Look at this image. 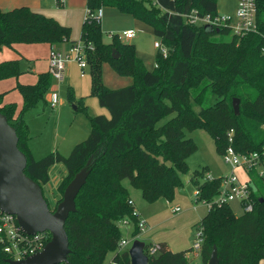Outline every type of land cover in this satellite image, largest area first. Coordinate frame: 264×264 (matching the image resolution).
Wrapping results in <instances>:
<instances>
[{
	"label": "trees",
	"instance_id": "16d2710c",
	"mask_svg": "<svg viewBox=\"0 0 264 264\" xmlns=\"http://www.w3.org/2000/svg\"><path fill=\"white\" fill-rule=\"evenodd\" d=\"M159 1L175 13L197 8L202 15H219L218 0ZM147 4L148 0H87L91 10L113 7L151 27L168 49V56L157 51L155 67L149 70L135 45L117 36L106 44L101 23L84 20L81 41L92 45L86 50L91 95L110 117H91L88 137L75 145L68 157L55 150L36 159L29 147L31 133L24 114L45 101L53 84L49 72L41 73L35 84L16 85L14 89L23 99L19 110L15 103L4 104V94L0 93V113L16 129L19 149L27 157L25 173L42 188L50 180V168L63 164L66 176L58 187L63 195L91 159L90 175L76 198L77 210L65 225L70 248L65 264H104L110 253L117 264H131L128 250L119 247L123 239L119 223L131 221L136 238L140 218L134 215L137 209L130 204L125 180L152 204L159 199L171 201L175 189L183 185L182 177L189 175L188 182L199 191L197 202L213 201L221 178L200 182L206 168L190 172L187 159L198 146L187 138V131L208 132L220 155L229 146L232 129L233 146L239 153L257 151L264 145V0H256L257 31L246 34H235L230 26L207 32L204 26L186 24L180 15L163 13ZM70 39L69 26L28 7L0 10V52L16 44L55 45ZM114 49L118 58L113 57ZM20 60L0 63V81L22 74ZM106 63L119 76L131 77L133 83L108 88L103 80ZM68 98L77 103L78 110L84 109V101L76 100L71 88ZM236 98L240 101L238 114L233 109ZM164 119L168 120L160 125ZM254 186L253 211L237 216L230 205L215 204L197 223L204 232L199 255L203 264L209 263L214 247L218 264H264V180L256 178ZM45 235L47 243L51 234ZM158 246L149 264H189L191 248L175 252L166 242ZM8 259L0 247V264H8Z\"/></svg>",
	"mask_w": 264,
	"mask_h": 264
},
{
	"label": "rangeland",
	"instance_id": "374dc122",
	"mask_svg": "<svg viewBox=\"0 0 264 264\" xmlns=\"http://www.w3.org/2000/svg\"><path fill=\"white\" fill-rule=\"evenodd\" d=\"M61 2V5L58 6L55 1L52 9L47 14L61 22L62 25L71 28L70 41L56 44L55 47V50L65 51L67 55L72 56L70 61L66 63V76L64 81L61 82L53 77V84L45 96V101L38 103L33 109L25 113L26 119L30 122L32 141H41L43 143L47 141L49 144L55 141L58 145L55 149L46 150L41 154L36 153V158L38 159L43 158L52 150H58L61 155L68 157L74 146L88 137L91 129V117L97 115L110 117L109 111L99 105L97 97L91 95V70L89 66L85 68V76L81 77L82 70L75 58V53L72 52L71 42L73 40H81L87 3L82 0H61ZM236 5L237 0H218V13L221 16H233L235 19ZM100 23L103 31V41L106 44L111 43V34H121L128 29L134 30L136 33L135 37L126 40V42L135 45L137 55L144 59L150 69L155 67V55L158 50L155 48L154 43L157 38L151 27L129 14L121 13L113 7H104V14ZM46 48V45L40 44L16 46L18 51L22 54L24 53L28 59L33 60L32 64L34 65V70L37 69L36 72L50 70L47 58L50 49L49 47ZM7 52H11L14 58L20 56V53L11 49H8ZM27 64H30L29 61L24 59L20 65H22L24 70H27L29 69ZM26 76L31 77L32 74H27ZM103 78L105 85L110 89H118L127 85L117 82V78L130 80L119 77L109 64H104L103 66ZM69 88L74 92L76 100L82 99L84 101V109L78 110L74 108L77 103L69 100ZM167 120H162L160 125ZM186 136L198 146L197 151L187 159L190 172L206 168L205 176L199 179L200 182H203L208 176L218 178L230 174L231 168L224 163L214 139L208 132L197 129L192 132L187 131ZM188 179L189 175L182 177L183 185L175 189V194L171 201L159 199L152 204L146 202L141 192L133 188L128 180H125L123 183L136 201L141 211V218L147 222V225L136 238H133L134 224L126 219L125 221L128 222H122L120 226L123 238L127 240L138 239L149 246L167 242L172 251L175 252L188 250L195 239L197 222L208 211L206 203L203 201L197 202L195 186L188 182ZM59 197L60 200L62 195ZM46 198L49 201L50 208L55 209L57 202H52L47 193ZM231 207L235 215L243 214L238 203H231ZM177 208H179V211H176ZM129 247L123 249H128ZM113 256L114 253L108 254L104 264H110ZM187 257L189 264H203L201 258L195 256L193 252H189Z\"/></svg>",
	"mask_w": 264,
	"mask_h": 264
},
{
	"label": "built area",
	"instance_id": "2783aa9c",
	"mask_svg": "<svg viewBox=\"0 0 264 264\" xmlns=\"http://www.w3.org/2000/svg\"><path fill=\"white\" fill-rule=\"evenodd\" d=\"M148 6L160 9L163 13L180 15L184 22L195 26H212L220 29L224 26H230L235 34H246L257 31L256 23V0H238L235 19L233 16H212L211 14L202 15L197 8L191 9L186 13H175L163 7L159 0H148ZM104 14V7L91 10L87 8L85 19L96 20L101 22ZM84 19V20H85ZM136 33L132 29L123 31L121 34H111V37L117 36L122 42L133 39ZM155 48L160 51L163 57L167 58L168 49L162 45L157 38L154 43ZM72 52L75 53V58L82 70L81 77L85 76V68L88 66L86 59L87 47H92L91 44L86 45L83 41L72 43ZM71 55H67L65 51L60 52L53 49L49 56L50 74L58 81H63L66 75V63L70 61ZM229 146L221 155L224 163L231 168L229 175L221 176V186L218 194L213 201L206 202L207 208L210 209L213 205H230L231 203H238L239 208L243 213L253 211L254 204L252 193L255 190L254 181L256 178L264 180V145L257 151L246 154L239 153L233 146L234 130L228 133ZM208 180H213L212 176L207 177ZM199 197V191H196ZM133 204V201H130ZM179 211V208L176 209ZM134 215L139 216L137 210ZM128 220V219H127ZM127 223L128 221L123 220ZM119 225L121 226V223ZM146 227V222L139 220L140 232ZM45 233H37L35 235H28L20 227L15 215L3 212L0 210V247L11 260H22L28 256L36 254L41 251L46 244ZM133 240L122 239L119 247L120 249L131 246ZM204 243V232L202 227H197L195 239L192 243L191 250L195 256H199ZM159 246L146 245V254L154 256L158 253ZM110 264H117L111 261Z\"/></svg>",
	"mask_w": 264,
	"mask_h": 264
},
{
	"label": "water",
	"instance_id": "95a60500",
	"mask_svg": "<svg viewBox=\"0 0 264 264\" xmlns=\"http://www.w3.org/2000/svg\"><path fill=\"white\" fill-rule=\"evenodd\" d=\"M205 30L212 32L214 28L208 25ZM113 57H119L115 49ZM74 108L77 109L76 106ZM233 109L236 114L240 111V101L237 98L233 101ZM90 164L91 159L67 185L55 209H51L43 188L25 173L27 157L19 149L16 129L0 113V210L15 215L20 227L28 235L46 232L51 234V239L41 251L22 260L8 259V264L68 263L70 248L65 225L70 214L77 210L76 198L90 175ZM145 250L144 242L133 240L128 249L131 264H149V256ZM208 264H218L216 247Z\"/></svg>",
	"mask_w": 264,
	"mask_h": 264
},
{
	"label": "crops",
	"instance_id": "0c3cea01",
	"mask_svg": "<svg viewBox=\"0 0 264 264\" xmlns=\"http://www.w3.org/2000/svg\"><path fill=\"white\" fill-rule=\"evenodd\" d=\"M55 1L57 3V0H55ZM55 1L54 0H0V10L6 12V11L13 10L15 8L28 7L30 9H32L33 11H35V12H38V13H41V14H43L45 16L51 17L47 13L49 12V10L52 9L53 4L55 3ZM82 1L87 3V0H82ZM237 4H238V0H237ZM73 41H75V40H73ZM19 45H23V44H16V45H14L13 48H3V50L0 52V63L3 62V61L12 60V59H21L20 60V64H21V62L24 59H27L29 61V63H30V64H27V68H29L27 70H24L22 65H20L22 74L18 78H10V79H7V80L0 81V93L4 94V98H3L4 104L15 103L17 108H18V110L22 108L23 99H22L21 94L18 92V90L14 89L16 87V85L18 83L24 84V85L35 84L37 82V80H38V76L41 73L49 72V71L36 72L37 69L34 70V65L32 64L33 60L32 59H28V57H26V55L24 53L22 54L20 51H18L16 49V46H19ZM40 45H46L47 48L49 47V49H50L49 52H51L56 47V44L55 45L40 44ZM8 49H11V50H13L15 52L20 53V56L18 58H14L13 54L11 52H7ZM49 56H50V53L47 56L48 65H49ZM139 58H141V57L139 56ZM141 59L144 62L146 68H148L149 70H152L146 65L144 59L143 58H141ZM27 74H32V76L31 77H27L26 76ZM119 77H121V76H119ZM123 78L130 79V80H120L121 78H117L118 79L117 82H121L123 84L124 83L127 84V85H124V86H128V85H131L133 83V79L131 77H123ZM103 80H104V78H103ZM122 81H124V82H122ZM104 84H105V82H104ZM54 88H56V87H54ZM46 102H47V100H46ZM26 118L27 117L24 114L25 121L28 123V125H30L29 120L26 119ZM31 136H32V134H31ZM29 147H30V150L33 153L34 157L36 158V153L37 154H41L42 152H44L46 150L55 149L56 147H58V145L55 143V141L53 143L49 144V143H47V141L45 143H43L41 141L37 142V141H32L30 139L29 140ZM52 151H55V150H52ZM36 159H38V158H36ZM49 176H50L49 182L46 185L43 186L44 194L46 196V193H47V196H49L52 199V202L56 203V202L59 201V198H60L59 197L60 194L58 192V187L60 186L62 180L66 176V169H65L64 165L63 164H56V165L52 166L50 168V171H49ZM55 191H56V193H55ZM131 198H132V201H133L134 205L136 206L137 212L139 214V218L142 219L141 218V216H142L141 215V211H140L139 207L137 206L136 201L134 200V198L132 196H131ZM142 220H144V219H142ZM146 225H147V222H146ZM196 226H197V224H196ZM168 246H169V244H168ZM191 246L188 249H190ZM169 248L171 249L170 246H169Z\"/></svg>",
	"mask_w": 264,
	"mask_h": 264
}]
</instances>
